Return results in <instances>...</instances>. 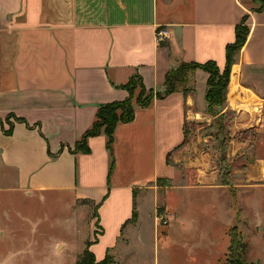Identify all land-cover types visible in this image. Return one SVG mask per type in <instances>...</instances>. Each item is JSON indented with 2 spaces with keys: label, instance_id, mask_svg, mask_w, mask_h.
<instances>
[{
  "label": "crops",
  "instance_id": "crops-1",
  "mask_svg": "<svg viewBox=\"0 0 264 264\" xmlns=\"http://www.w3.org/2000/svg\"><path fill=\"white\" fill-rule=\"evenodd\" d=\"M244 17L249 32L228 86L264 101V6L258 0H0V264H77L86 248L95 262L149 261L145 256L156 249L131 242L136 231L142 238L140 204L152 197L149 216L159 238L155 181L174 174L168 157L179 151L186 121L206 108L208 73L195 69L186 94L174 91L145 107L133 103V119L114 128L111 171L103 133L86 138L87 153L76 144L101 105L128 97L124 85L132 75L146 89L162 91L166 73L181 62L214 61L222 71L226 46ZM160 26L169 31L163 44L155 40ZM49 192L73 195L69 216L76 223L77 206L94 207L90 235L69 261L62 255L73 254L72 244L51 238L49 220L35 207ZM15 193L22 199L13 206L27 215L36 210V222L46 225L43 259L29 257L6 226L3 207ZM171 213L175 222L179 211ZM209 256L202 255L201 264H211Z\"/></svg>",
  "mask_w": 264,
  "mask_h": 264
},
{
  "label": "rangeland",
  "instance_id": "rangeland-1",
  "mask_svg": "<svg viewBox=\"0 0 264 264\" xmlns=\"http://www.w3.org/2000/svg\"><path fill=\"white\" fill-rule=\"evenodd\" d=\"M258 1L261 4L262 0ZM187 85L192 86L189 82ZM139 91L135 88L134 93L140 100L150 95ZM212 92L218 95L221 106L186 121L182 145L167 160L174 168L173 176L155 181V216L158 232H162L159 238L153 235V219L149 216L152 197L140 204L142 238L136 231L131 242L148 251L156 249L145 256L149 260L145 264H201L205 253L210 255L211 264H264V101L237 86L231 91L227 85L224 92L222 83L212 87ZM46 195V202L36 201L35 207L49 220L51 238L72 244L73 254L62 255L69 261L83 249L82 239L90 235L93 221L89 215L94 207L86 201L78 204L76 212L81 220L76 223L69 216L74 199L71 193ZM19 199L22 195L17 193L6 197V226L13 231L18 246L31 251L29 257L43 259L48 230L36 222V210L27 215L26 208L23 212L13 206ZM137 199L140 202V194ZM177 209L178 219L172 222L171 212ZM171 222L170 231L164 234ZM61 247L53 248L52 253ZM190 254L197 262H192Z\"/></svg>",
  "mask_w": 264,
  "mask_h": 264
},
{
  "label": "trees",
  "instance_id": "trees-1",
  "mask_svg": "<svg viewBox=\"0 0 264 264\" xmlns=\"http://www.w3.org/2000/svg\"><path fill=\"white\" fill-rule=\"evenodd\" d=\"M263 6L264 0L261 1V7ZM245 20L246 19L244 17L242 22L235 26V39L233 43L226 46V62L222 71L219 70L214 61H207L203 64L181 62L175 68H171L166 73L164 89L162 91H153L151 89H146L141 82L140 76H138L137 74L132 75L124 85V87L128 91V97L122 101H116L101 105L97 110L94 123L92 124L90 129H88L83 134L81 140L76 144V148L82 152L87 153L89 151V148L86 144V138L103 133L106 136V148L111 155V164L109 170L111 171L113 166L112 143L114 128L118 123L129 122L133 119V103H136L138 106L145 107L150 105L154 98H163L164 96L174 91H181L184 94L190 92L192 86L189 87L187 84L188 82L190 83V77L194 70L197 68H201L208 73L207 89L205 93V112L211 113L213 107H220L222 102L218 101V95L215 92H212V87H215L219 83H222L224 85V92L226 91V87L229 83L230 67L234 63L238 51L244 45L249 32ZM164 42L165 41L161 42L160 44H163ZM132 79H136V81L133 80L131 82ZM135 88H139V92H142V94L149 93L150 95L147 98L140 100L135 97ZM119 111L121 112L120 114H118ZM103 112L106 113L104 117L105 121H102ZM77 264H110V260L108 257H105L102 261L95 262L93 254L88 250V248H86L83 252L82 258L78 261Z\"/></svg>",
  "mask_w": 264,
  "mask_h": 264
},
{
  "label": "built area",
  "instance_id": "built-area-1",
  "mask_svg": "<svg viewBox=\"0 0 264 264\" xmlns=\"http://www.w3.org/2000/svg\"><path fill=\"white\" fill-rule=\"evenodd\" d=\"M169 37V31L165 26H160L156 29L155 32V40L158 43H161L163 41H166ZM161 222L163 224H167V220L166 219H161Z\"/></svg>",
  "mask_w": 264,
  "mask_h": 264
},
{
  "label": "bare ground",
  "instance_id": "bare-ground-1",
  "mask_svg": "<svg viewBox=\"0 0 264 264\" xmlns=\"http://www.w3.org/2000/svg\"><path fill=\"white\" fill-rule=\"evenodd\" d=\"M235 86V85H234Z\"/></svg>",
  "mask_w": 264,
  "mask_h": 264
}]
</instances>
